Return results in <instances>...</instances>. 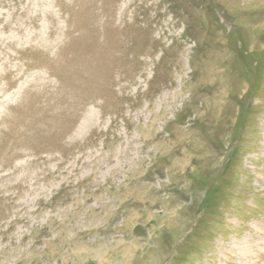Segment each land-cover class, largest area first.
Here are the masks:
<instances>
[{"label":"rangeland","instance_id":"rangeland-1","mask_svg":"<svg viewBox=\"0 0 264 264\" xmlns=\"http://www.w3.org/2000/svg\"><path fill=\"white\" fill-rule=\"evenodd\" d=\"M0 264H264V0H0Z\"/></svg>","mask_w":264,"mask_h":264}]
</instances>
